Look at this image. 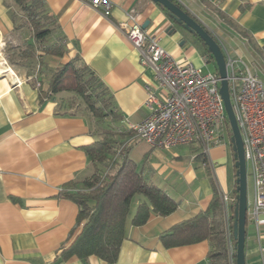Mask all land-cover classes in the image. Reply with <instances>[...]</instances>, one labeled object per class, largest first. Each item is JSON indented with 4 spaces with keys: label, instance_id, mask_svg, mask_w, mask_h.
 I'll return each mask as SVG.
<instances>
[{
    "label": "crops",
    "instance_id": "0c3cea01",
    "mask_svg": "<svg viewBox=\"0 0 264 264\" xmlns=\"http://www.w3.org/2000/svg\"><path fill=\"white\" fill-rule=\"evenodd\" d=\"M110 1L111 13L104 15L91 0H47L67 37V53L56 64L80 56L108 86L123 125L129 128L148 115L147 86H157L153 69L142 64L140 52L120 27L130 10L136 9L142 27L157 35L176 59H188L202 69L215 60L187 30L173 31L174 21L160 4ZM177 1L220 44L249 63L264 82V0ZM12 3L0 0L2 35L17 31ZM26 40L32 41L31 33ZM49 60L46 56L45 61ZM3 63L0 58V66ZM19 71L21 74L15 73L22 80L20 85L9 74L0 76V264H210L208 240L167 247L160 235L206 209L215 190L236 197L233 156L223 143L198 157L201 150L197 145L160 149L137 140L131 145L130 158L150 183L178 201V207L167 215L152 212L146 223L135 225L132 220L138 204L148 202L138 195L115 262L95 255L87 263L76 255L64 257L82 226L77 223L78 204L59 193L67 183L93 173L84 147L98 136L88 116L60 110L56 99L41 100L34 82L27 80V71ZM234 204L228 202L230 215ZM252 204L249 200L250 209ZM246 262L264 264V212L257 220L249 215Z\"/></svg>",
    "mask_w": 264,
    "mask_h": 264
},
{
    "label": "trees",
    "instance_id": "16d2710c",
    "mask_svg": "<svg viewBox=\"0 0 264 264\" xmlns=\"http://www.w3.org/2000/svg\"><path fill=\"white\" fill-rule=\"evenodd\" d=\"M175 2L181 5L177 0ZM14 4V30L27 29L32 41H26L24 46L7 44L8 59L16 66L19 60L15 58L24 61L26 64L22 66L28 67L27 74H37L38 79L33 82L35 86L37 82L40 83V86H36L40 99H55L61 92H73L83 100L86 110L97 121L104 124L110 118L120 127L119 130L110 128L111 122H107L108 127L102 130L93 126L98 139L84 147L93 165V173L83 180L67 183L59 193L78 204L77 223L82 226L79 234L64 250V257L76 255L87 263L88 258L95 255L102 260L115 262L126 237V223L136 196L143 195L148 202L144 200L138 204L132 220L135 225L146 223L152 212L158 215L173 212L178 207V201L150 183L130 158L131 145L127 140L134 131L124 127L113 94L96 72L80 56L62 61L55 67L45 61L46 56L62 58L67 53V37L58 15L52 12L47 0H14ZM163 9L169 14L166 8ZM193 36L201 42L204 52L214 59L199 35ZM35 60L38 65L34 71ZM43 69L47 70L44 77ZM226 130L233 156L230 142L232 129L228 120ZM201 156L206 155L201 151L198 157ZM233 220L234 206L227 218L221 196L215 190L206 209L174 224L162 232L160 238L167 247L208 240L211 245L210 264H236Z\"/></svg>",
    "mask_w": 264,
    "mask_h": 264
},
{
    "label": "built area",
    "instance_id": "2783aa9c",
    "mask_svg": "<svg viewBox=\"0 0 264 264\" xmlns=\"http://www.w3.org/2000/svg\"><path fill=\"white\" fill-rule=\"evenodd\" d=\"M91 2L104 15L111 13L110 0ZM120 27L140 52L142 64L153 69L157 82L155 87L147 86L145 104L149 113L141 122L129 124L134 134L127 143L132 145L137 140H144L160 149L199 145L205 155L215 145L228 144V118L218 71L204 72L188 59H176L160 44L157 35L142 27L136 9L127 13V19ZM220 45L227 61L229 90L244 140L247 170L253 180L254 199L251 209L249 206V215L257 220L264 212V82L249 63L233 55L225 44ZM11 77L16 85L21 84V78L14 71ZM37 79L36 73L27 76L30 81ZM220 196L229 218L228 202L236 201V197L227 193Z\"/></svg>",
    "mask_w": 264,
    "mask_h": 264
},
{
    "label": "water",
    "instance_id": "95a60500",
    "mask_svg": "<svg viewBox=\"0 0 264 264\" xmlns=\"http://www.w3.org/2000/svg\"><path fill=\"white\" fill-rule=\"evenodd\" d=\"M169 12L173 19V31L178 28L187 30L192 35H199L213 55L221 77L220 93L224 100L229 124L232 129L231 145L233 151L234 165L236 167V201L234 204L233 235L236 239V264H247L246 262V234L249 220V197H248V170L244 148V140L237 122L236 114L231 100L228 80V67L225 54L220 43L184 6L177 4L175 0H152Z\"/></svg>",
    "mask_w": 264,
    "mask_h": 264
},
{
    "label": "rangeland",
    "instance_id": "374dc122",
    "mask_svg": "<svg viewBox=\"0 0 264 264\" xmlns=\"http://www.w3.org/2000/svg\"><path fill=\"white\" fill-rule=\"evenodd\" d=\"M12 4L14 5V9L16 10V5L14 4V0H13ZM29 34L30 33H29V31L27 29L17 30L14 33L9 34V35L0 34V43L2 44L1 45V53H2V56H4V60L6 61L5 62V66L10 67L14 72H17L18 74H21V72L19 70H21V71L23 70L22 71V73H23V72H25V70H28V67L22 66V64L24 65L26 63L24 61L18 59V58H15L16 60H19L18 61V65L17 66L13 65L10 62V60L8 59L7 46L6 45L9 44V45H12V46H24L25 42L27 41L26 38L29 36ZM49 58H50V60L47 62L48 65L52 64V67H55L56 65H58V64H56L57 61H60V59L58 57H50L49 56ZM33 63H35V67H34V71H35V69L37 68L38 62L35 60V62H33ZM19 65L22 68H20ZM216 68H217L216 63L215 62H211V63L206 64L203 69H204V72H207V71H215ZM46 72H47V70L43 69L42 77H44L46 75ZM5 74H9V73L8 72H3V73L0 74V76L1 75H5ZM9 75H12V74H9ZM55 99L58 100V102H59L58 108L60 110H62V111L64 110V111H67V112H76V113L84 114V115L89 117V120L91 121L93 126H96L97 128H100V130H102V128H104V127H108L107 122H111L110 123L111 124L110 128H112L114 130H119L120 129L119 126H116L117 123H115V121H112L110 118H107L106 122L104 124L100 123L99 121H97L93 117V115L90 114L86 110V107H85V104H84L83 100L79 96H77L75 93H73V92H61V93L56 95ZM197 148L199 150H201V147L199 145H197ZM226 164H227V168H229L228 169V173H229V177H230V183H232L231 179L233 178V176H232L233 173H232L231 162L228 161ZM248 197H249L250 201H252L254 199L253 180H252L251 175L249 174V171H248Z\"/></svg>",
    "mask_w": 264,
    "mask_h": 264
},
{
    "label": "bare ground",
    "instance_id": "6f19581e",
    "mask_svg": "<svg viewBox=\"0 0 264 264\" xmlns=\"http://www.w3.org/2000/svg\"><path fill=\"white\" fill-rule=\"evenodd\" d=\"M0 58L3 59L4 63L2 66H0V74L3 72H8L9 74H13V70L8 68L7 66H5V60H4V56H2V53L0 52Z\"/></svg>",
    "mask_w": 264,
    "mask_h": 264
}]
</instances>
